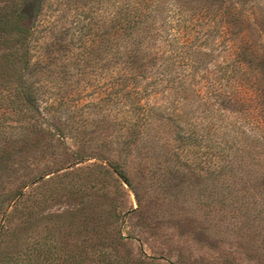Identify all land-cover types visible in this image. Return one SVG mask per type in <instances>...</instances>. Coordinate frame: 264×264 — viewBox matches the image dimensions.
Masks as SVG:
<instances>
[{
	"label": "rangeland",
	"instance_id": "374dc122",
	"mask_svg": "<svg viewBox=\"0 0 264 264\" xmlns=\"http://www.w3.org/2000/svg\"><path fill=\"white\" fill-rule=\"evenodd\" d=\"M156 1L43 2L29 81L42 100L67 101V112L51 110L50 123L78 135L63 143L36 133L7 146L2 207L19 190L46 202L25 222H11L5 251L52 225L107 210L112 199L127 210L119 225L133 256L143 252L162 264H264V0H225L230 28L207 41L201 27L211 19L199 16L216 0H159L167 9ZM133 2L143 14L127 36L111 18ZM190 47L205 53L189 56ZM122 74L136 75L137 83L123 86ZM122 89L152 106L140 134L128 128ZM12 115L0 106V123L16 125ZM179 129L199 144H179ZM77 150L90 156L76 161ZM108 159L124 167L130 185L75 191L67 183L49 197L54 181L32 189L41 173L56 180L73 169L67 180L75 181L92 169L102 173L98 166Z\"/></svg>",
	"mask_w": 264,
	"mask_h": 264
},
{
	"label": "trees",
	"instance_id": "16d2710c",
	"mask_svg": "<svg viewBox=\"0 0 264 264\" xmlns=\"http://www.w3.org/2000/svg\"><path fill=\"white\" fill-rule=\"evenodd\" d=\"M44 1L0 0V85L5 90V93H0V106L5 105L9 108L13 114L12 119L16 121V125H12L10 122L0 123V142L7 143L5 146H0V161L5 160L7 158L5 156H10V149L7 147L9 144L10 146L18 144L31 134H43L63 143L78 135L77 132L72 133L69 127L66 130L54 129L55 127L50 123L51 110L56 113H61L62 110L67 112L69 108L67 101L62 99L52 102L42 100L37 96L33 84L29 81L33 63L31 50L34 46L37 22ZM224 1L216 0L215 4L204 7L200 16V10L197 11L199 17L203 18L206 15L211 19L209 25L201 27L206 41L212 34L221 33L230 28V25L229 27L225 25L230 23L223 15L227 8ZM140 6L134 2L117 6L111 18H114V23L111 24L117 26L123 35H132L133 30L139 26L142 19L143 11ZM156 6L167 9L168 5L165 1L157 0ZM190 23L191 25H188L191 29L196 28L195 22L190 20ZM177 48L181 47L176 45L175 49ZM187 50L190 52L188 55H192V57L205 53L202 49H193L192 47ZM126 55H130V53H126ZM120 77L123 86L128 79H134L132 84L137 83L136 75L122 74ZM120 91L129 98L128 128L132 129L133 133L138 131L140 134L146 120L149 119L148 116L151 115L150 108L152 106L146 108L135 98L129 97L128 93L131 91L129 89ZM133 92L135 91L133 90ZM175 135L174 139L183 146L199 144L196 140L190 139L188 134L184 132L182 134L180 129ZM76 152L79 155L76 161L81 162L90 156L81 154L78 150ZM106 162V165L99 164L98 166L100 167L99 172L104 168L102 173H96L95 169H92L86 175L76 178L75 181L67 180L68 176L73 173V169L63 170L56 175V180H53V177L46 179L45 174L41 173L33 179L35 185L32 189L54 181L55 186L50 190L47 196L49 197L57 193L59 188H65L67 183L71 184L75 191L93 190L94 188L107 190L109 187L115 186L119 180L130 185V180L122 165L109 159ZM43 202H46L44 195L38 198L20 190L6 205L11 206L10 210L6 206L2 207L4 203L0 201V213L3 215L0 222V264H162L156 256L150 254L146 255L141 252L139 256L132 255V251L126 246L125 236L122 235L119 225L127 210H117L119 205L112 199L110 200L112 206L107 210L96 212V215H90V217L85 216L80 223L52 225L23 247L5 251L6 241L10 240L9 235L13 234L11 222L16 219L23 221L25 218L23 222L30 219L35 209L40 207Z\"/></svg>",
	"mask_w": 264,
	"mask_h": 264
}]
</instances>
